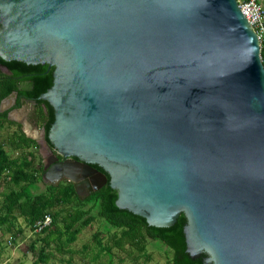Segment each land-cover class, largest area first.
Listing matches in <instances>:
<instances>
[{"label":"water","instance_id":"95a60500","mask_svg":"<svg viewBox=\"0 0 264 264\" xmlns=\"http://www.w3.org/2000/svg\"><path fill=\"white\" fill-rule=\"evenodd\" d=\"M0 59L49 69L43 181L182 213L202 264H264V68L235 0H0Z\"/></svg>","mask_w":264,"mask_h":264},{"label":"trees","instance_id":"16d2710c","mask_svg":"<svg viewBox=\"0 0 264 264\" xmlns=\"http://www.w3.org/2000/svg\"><path fill=\"white\" fill-rule=\"evenodd\" d=\"M260 60L264 68L262 49ZM51 82L46 66L0 59V184L9 186V190L0 192L1 234L10 233V240L14 239L10 217L15 213L22 218L29 232L36 235V239L31 240L28 246V251L34 254L31 264H49L54 253L67 255L65 262L69 264L73 254L71 246L82 230L98 219L106 226L92 234L91 239L96 248L94 252L90 251L89 260L92 264H112L113 250L124 251L128 248L130 251L127 256L134 253L143 256L147 241H156L163 248L162 252L166 256L164 264H202L204 254L191 259L185 251L182 232L185 218L182 213L169 227H152L143 218L117 208L114 205L116 192L107 182L89 195H80L65 180L55 185L43 182V158L38 143L27 137L21 124L9 119L8 114L26 102L34 101L27 120L42 131L46 148L54 153L46 139L53 116L47 103L37 100V96L45 92ZM10 97L13 98L12 106L1 110V102ZM56 157L61 160L58 155ZM94 168L102 172L98 167ZM38 183H42L44 189L33 193ZM45 215L50 217V225L34 233L33 225ZM81 248L82 251L87 249L85 246ZM102 257H106L103 263L100 262ZM122 261V258L118 259L119 263Z\"/></svg>","mask_w":264,"mask_h":264},{"label":"rangeland","instance_id":"374dc122","mask_svg":"<svg viewBox=\"0 0 264 264\" xmlns=\"http://www.w3.org/2000/svg\"><path fill=\"white\" fill-rule=\"evenodd\" d=\"M261 7L264 11V0H259ZM12 97L4 100L1 104V107L7 109L12 106L11 102ZM32 104H26L23 107L12 109L9 112V119L19 122L21 124V129L23 133L32 139H35L39 145V153L43 158V164L46 159L47 148L44 144L41 143L40 130L39 128L34 127L28 120L27 115ZM45 184V181H43ZM44 189L42 183H38L36 189L32 190L33 193L42 191ZM9 190V186L6 184H0V192H6ZM85 193V192H84ZM80 195L83 192L79 193ZM13 224L12 234L15 235L13 240H10L11 234H1L0 232V264H31V261L34 258V254L28 251V246L31 240L36 239V235L29 232V229L25 225L21 217L13 213V217H10ZM105 227L106 224L101 220L95 219L90 227L84 228L81 234L77 237L76 242L71 246L73 251L71 262L69 264H92V261L89 260L90 251H95L94 242L92 241V234L96 231H101L102 227ZM18 232H17V231ZM52 236V235H50ZM82 246H85L87 249L82 251ZM160 244L156 241L149 242L147 241L145 245V253L143 256H139L137 253L127 256V252L130 249L126 248L124 251H112V264H164L165 254L162 252ZM54 253V252H53ZM146 256V258L144 257ZM122 258L121 263L118 262V259ZM67 255H54L50 258L49 264H68L66 263ZM62 260V261H60ZM106 257L100 258V262H105Z\"/></svg>","mask_w":264,"mask_h":264},{"label":"built area","instance_id":"2783aa9c","mask_svg":"<svg viewBox=\"0 0 264 264\" xmlns=\"http://www.w3.org/2000/svg\"><path fill=\"white\" fill-rule=\"evenodd\" d=\"M237 7L256 36L259 51L264 54V11L258 0H235ZM51 219L45 215L41 221L33 225V232L39 233L50 225Z\"/></svg>","mask_w":264,"mask_h":264},{"label":"flooded vegetation","instance_id":"af4514ba","mask_svg":"<svg viewBox=\"0 0 264 264\" xmlns=\"http://www.w3.org/2000/svg\"><path fill=\"white\" fill-rule=\"evenodd\" d=\"M29 103H31V102H26V104H29ZM25 104V105H26ZM32 104V103H31ZM24 106V105H23ZM23 106H21V107H23ZM37 142V141H36ZM50 152V150H48L47 149V152H45V154L47 155L48 153ZM47 157V156H46ZM76 191L78 192V193H80V192H85V190H84V187L83 186H80V187H78L77 189H76Z\"/></svg>","mask_w":264,"mask_h":264},{"label":"crops","instance_id":"0c3cea01","mask_svg":"<svg viewBox=\"0 0 264 264\" xmlns=\"http://www.w3.org/2000/svg\"><path fill=\"white\" fill-rule=\"evenodd\" d=\"M1 104H2V103H1ZM7 109H8V108H7ZM1 110H5L4 107H3V108L1 107Z\"/></svg>","mask_w":264,"mask_h":264}]
</instances>
